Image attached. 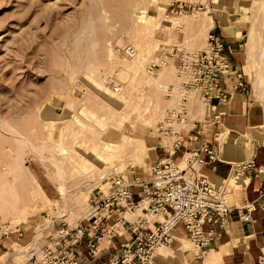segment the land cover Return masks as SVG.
Wrapping results in <instances>:
<instances>
[{
    "label": "rangeland",
    "instance_id": "374dc122",
    "mask_svg": "<svg viewBox=\"0 0 264 264\" xmlns=\"http://www.w3.org/2000/svg\"><path fill=\"white\" fill-rule=\"evenodd\" d=\"M258 10L256 0H0V255L9 250L19 264L40 259L61 225L83 221L90 199L108 194L116 176L147 180L173 134L182 139L209 126L214 111L198 116L192 102L200 97L179 76L172 48L183 44L181 49L186 45L192 53L206 46L205 24L188 20L206 11L237 25L245 51V37L257 24L260 41L252 65L264 66V11ZM146 14L156 18L147 29L138 22ZM172 19L178 21L174 26ZM201 29L202 44L197 39ZM125 46L133 47L138 59L124 56ZM88 62L94 66L92 78L105 86L99 92L86 78ZM242 66L246 101L260 110L257 125L245 129L251 136L263 123L264 87L253 94L255 70L247 64V53ZM217 137L223 142L226 134ZM142 139L152 148L144 163L128 167ZM108 140L116 148L109 157L102 146ZM251 142L259 144L255 137ZM54 162L64 173L65 198ZM10 201L23 211L11 208ZM181 244L185 251L194 250L184 237L170 248Z\"/></svg>",
    "mask_w": 264,
    "mask_h": 264
},
{
    "label": "built area",
    "instance_id": "2783aa9c",
    "mask_svg": "<svg viewBox=\"0 0 264 264\" xmlns=\"http://www.w3.org/2000/svg\"><path fill=\"white\" fill-rule=\"evenodd\" d=\"M121 52L132 57L134 49L125 46ZM228 54L230 49L210 33L202 50L180 52L176 56L179 76L195 89L205 106L223 105L231 99L232 92L246 87L241 73L236 72L237 81L228 90L225 80L232 72ZM171 138L164 149L165 155L152 163L147 180L127 182L116 176L108 194H97L90 199L83 221L72 226L62 224L56 237L41 249L40 259L31 264H82L78 254L83 241L87 258L97 260L98 246L104 236L108 241L109 233L110 240L114 241L124 232H129L131 239L118 243L116 253L106 264H154L157 250L172 246L178 239L175 231L179 227L194 245L198 257H202L214 243V227L225 230L233 210H242L239 219L246 223L255 222L253 213L256 211H260L264 219V194L259 196L260 201L257 199L238 208L226 202L222 185L216 186L202 173L204 166L217 159V152L210 143L204 141L182 151L181 137L173 134ZM179 160L184 167H180ZM251 166V163L232 166L231 173L243 174ZM139 207L140 213L135 214ZM255 264H264V253L257 257Z\"/></svg>",
    "mask_w": 264,
    "mask_h": 264
},
{
    "label": "crops",
    "instance_id": "0c3cea01",
    "mask_svg": "<svg viewBox=\"0 0 264 264\" xmlns=\"http://www.w3.org/2000/svg\"><path fill=\"white\" fill-rule=\"evenodd\" d=\"M229 3H225L228 8ZM220 16V15H219ZM215 17V16H214ZM213 26L207 29L206 33H214L216 37L230 49L228 59L231 63L230 75L226 77V84L228 90H231V85L236 81L235 73H241L243 80L246 82L243 73V61L246 56L245 47L241 40L244 37L242 31L236 24L226 18H212ZM222 21V22H221ZM223 27L231 28V35L223 33ZM239 31L240 36H235V32ZM204 33V32H203ZM183 44L174 45L172 51L176 56L180 52H188L186 45L181 49ZM246 46V45H245ZM185 50V51H184ZM247 84V82H246ZM247 88L232 92L231 99L223 104L216 106L211 123L209 126L198 130L199 135H188L186 138L182 137V146L186 149L197 147L201 142H208L217 152V159L202 168V173L216 185H219L220 180L228 178L231 174V167L237 165H244L251 163L252 166L248 172L243 174L247 182L240 185L238 188H231L229 192L233 195V205L241 208L248 202L257 200L260 201L259 196L264 194V145L257 144L253 147V151H248L247 148L240 147L235 144L237 137L246 132L249 126L257 125V118L259 119L260 110L255 103L246 101ZM243 131V132H241ZM226 134L223 147L225 149L224 158L220 159L218 156L221 148V143L218 135ZM213 137V139H212ZM228 142V143H227ZM233 143V144H232ZM232 144V146H231ZM235 144V145H234ZM226 146V147H225ZM238 146V147H237ZM242 210H233L229 215L228 227L223 230L214 227L216 238L211 245V249L207 254L198 257L195 251H183L180 246H173L167 250L158 251L153 258L154 264H255L257 257L264 253V219L260 211L253 213L254 223H246L239 219V213ZM175 234L178 236L176 243L180 241L183 236L181 227L177 228ZM19 235V234H18ZM185 238V237H184ZM131 239L129 232H124L117 235L114 241H111L108 233V241L104 236L103 241L98 246L97 260L90 261L86 256L85 241L80 246L79 260L82 264H106L111 256L116 253L118 243H125ZM4 241H0V250L4 249ZM8 248H10L8 246ZM3 256V257H2ZM12 252H4L0 255V264H19L15 260ZM173 256V257H172ZM247 256V257H246ZM25 262V261H24ZM26 264V263H23ZM31 264V263H29Z\"/></svg>",
    "mask_w": 264,
    "mask_h": 264
},
{
    "label": "bare ground",
    "instance_id": "6f19581e",
    "mask_svg": "<svg viewBox=\"0 0 264 264\" xmlns=\"http://www.w3.org/2000/svg\"><path fill=\"white\" fill-rule=\"evenodd\" d=\"M213 1V3H216L217 2V0H212ZM150 2V1H149ZM256 2H257V7L259 8V10H261L262 12L264 11V0H256ZM136 3V2H135ZM137 4H138V2H137ZM149 4H151V2L149 3ZM134 5H136V4H134ZM139 5V4H138ZM215 5V4H214ZM221 5V4H220ZM137 6V5H136ZM216 6V5H215ZM214 6V7H215ZM219 6V5H218ZM223 6V5H222ZM135 7V6H134ZM256 7V6H255ZM142 8V7H141ZM136 9H138V8H136ZM159 9V11L160 10H164V7L163 6H160L159 8H157V10ZM155 10V9H154ZM259 10H258V12H259ZM257 11V10H256ZM161 12V11H160ZM263 14V13H262ZM147 15V14H146ZM161 15V14H160ZM257 17V16H256ZM194 18V20L193 21H191L192 23H194L195 22V19H200L205 25H204V27L202 28L203 30H205V29H210V28H212V26H213V21H212V19H211V17L209 16V15H207V13H206V11H204V12H199V13H194L192 16H189L188 17V20L190 19H193ZM156 20V18H155V16H152V15H147L146 17H143V16H141V17H138V22L140 23V24H142V25H144V27H145V25L146 26H148V24L150 25V24H153L154 23V21ZM187 20V19H186ZM185 20V21H186ZM187 20V21H188ZM172 21H173V25L172 26H174L175 24H177V22L178 21H174L173 19H172ZM197 21H199V20H197ZM222 22V21H221ZM253 22H254V20H253ZM263 22V21H262ZM261 22V23H262ZM196 23H198V22H195V24ZM253 24V23H252ZM193 26H196V25H194V24H192ZM154 26V25H153ZM200 26V25H199ZM188 27V26H187ZM260 27H263L262 26V24H261V26ZM138 28H141V27H138ZM199 28V27H198ZM145 29H147L146 27H145ZM200 30V35H198V40H200L201 41V44L203 43V41H204V36H205V34L203 33V30ZM223 33L225 34V35H231V28H225V27H223ZM138 31V30H137ZM258 28H257V24L255 25V24H253L252 25V27H251V29H250V31H249V33L247 34V36L245 37L246 38V43H245V45H246V53H247V64L249 65V67L251 68L252 67V69L254 68V70H255V76H254V78H253V81H252V92H253V94L256 96V95H258L257 93H259V91H263L262 90V87H264V85L262 86V83H263V81H261L263 78H264V66H263V62H261V67H258L257 68V66H256V68L254 67V65H252V61L254 62L255 60H254V58L255 57H253V56H255V48H256V46H255V44H256V42L257 43H259V41H260V35L258 34ZM206 33V32H205ZM235 36H240L241 34H240V32L239 31H236L235 33ZM255 35L257 36V40H255ZM156 41H158L157 39H155ZM187 42V41H186ZM159 43V42H158ZM198 44H200L199 42H197ZM134 49V48H133ZM137 54H136V52L134 51V53H132V57L131 58H133V57H135ZM259 55H261V54H259ZM115 57V55H114V52H112L111 53V55H110V58H114ZM138 57V55L136 56V58ZM259 57V56H258ZM257 57V58H258ZM120 58V57H119ZM136 58H134V62L136 63V61H135V59ZM253 58V59H252ZM138 59V58H137ZM258 61V60H257ZM260 61H262V60H260ZM130 62H132V61H130ZM112 63V62H111ZM257 63V62H256ZM258 63H260V62H258ZM121 65H122V63H121ZM259 66H260V64H258ZM84 70L85 71H87L88 73H89V75H86V78L91 82L90 84H92L91 85V87H93L95 90H97V92H99V90H101V88H105V86H104V84L103 83H97V81H95L93 78H92V72H93V70H94V66H92V63L91 62H88L87 63V66H86V68H84ZM123 71V70H122ZM122 71L120 70L119 72H120V74L122 73ZM125 71H126V69H125ZM119 72H118V74H119ZM122 75V74H121ZM123 75H125V72H124V74ZM120 76V75H119ZM262 76H263V78H262ZM80 80V79H79ZM88 81V82H89ZM79 86V85H78ZM81 86V85H80ZM79 86V87H80ZM84 91H85V94L88 92L87 90H89V89H83ZM167 90V89H166ZM191 91H193L192 92V94L193 95H196V91H194V90H191ZM264 94V92H260V94L261 95H263ZM91 94H93L92 92H90V90H89V93L88 94H86V95H89V97H90V95ZM86 97V102H87V99H88V97L87 96H85ZM263 97H264V95H263ZM262 98V97H261ZM260 99V98H259ZM262 100V99H261ZM263 101V100H262ZM194 103H196L195 104V108H196V111L198 112H196L195 110V112L197 113V114H200V115H198V116H205L206 115V113H208V112H211V111H213V109L215 110V108L214 107H212V106H205V105H203L199 100H196V102H192V104H194ZM264 105V104H263ZM194 106V105H193ZM194 109V108H193ZM49 111V110H48ZM191 111H193V110H191ZM194 111H193V113H194ZM76 114V113H75ZM193 115V114H192ZM195 115V114H194ZM263 123L261 124V125H259L257 128H254L255 130H253V132H251V136H249V134L248 133H241L238 137H237V139L235 140V144L236 145H241V146H245L246 148H247V150L248 151H253V147H254V145H253V143L251 142V137L252 138H256L257 139V141L259 142V144H261V145H264V108H263ZM79 116V115H78ZM203 117H201V118H203ZM194 118H196V117H194ZM74 120V119H73ZM79 121V120H78ZM75 122V121H74ZM73 123V122H72ZM184 124V123H183ZM186 126H187V124H186ZM186 126H184V127H186ZM249 131V130H248ZM135 132V131H134ZM133 132V133H134ZM242 132V131H241ZM132 133V134H133ZM73 134V133H72ZM72 134H71V136H72ZM141 134V133H140ZM134 135V134H133ZM137 135V134H136ZM142 135H143V133H142ZM140 136V135H139ZM220 136H224V134L222 133ZM74 137V136H73ZM227 138V137H226ZM254 140V139H253ZM254 142V141H253ZM107 143V142H106ZM137 143V142H136ZM168 143V142H167ZM220 143H221V148H220V152H219V158L220 159H223L224 158V154H225V149H224V147H223V143H222V141H220ZM228 143V142H227ZM233 144V143H232ZM232 144H231V146H232ZM234 144V145H235ZM256 144V143H255ZM113 145V144H112ZM111 145V141H109L108 140V143L107 144H104V145H102L103 146V150L104 151H107L108 152V157L109 156H112L113 155V153L115 152V147L114 146H112ZM77 146V145H76ZM101 146V147H102ZM226 147V146H225ZM238 147V146H237ZM151 148L152 147H149V146H146L145 144H144V141H143V139H142V141H138V143L136 144V147H135V149L133 150V151H131L132 152V160H131V162L128 164V167H133V166H135V165H139V164H142V163H144L143 161L145 160V157L147 156V154H148V151L149 150H151ZM102 151V150H101ZM67 152V151H66ZM69 159V158H68ZM55 160H57V158H55ZM179 161H181V160H179ZM53 163V162H52ZM55 164V168H56V181L58 182L57 184H58V189H59V192H60V194L63 196V198H65L66 197V195H65V189H64V186H65V178H64V173L62 172L63 170H62V167L60 166V164L59 163H57V162H54ZM184 163H183V161H181L180 162V167H182V165H183ZM237 165V164H236ZM151 167V166H150ZM125 169L126 170H128L127 169V167H125ZM144 170V169H143ZM13 171V170H12ZM23 181V180H22ZM247 182V179H246V177H244L243 175H236V174H233V173H231L229 176H228V178H226V179H224V180H220V183H221V185H222V189H226V188H238L240 185H243V184H245ZM30 185V184H29ZM26 186V185H25ZM42 191V190H41ZM0 192H1V190H0ZM36 192V191H35ZM67 192V191H66ZM31 194H33L32 192H31ZM39 194V193H38ZM34 195V194H33ZM32 196V195H31ZM65 196V197H64ZM225 199H227L228 201H232L231 203H233V195H232V193L231 192H225ZM77 200V199H76ZM11 202V201H10ZM77 202H75V204H76ZM79 203V202H78ZM9 204V203H8ZM29 204H30V202H29ZM28 204V205H29ZM34 205V204H33ZM10 206H11V208H14V209H16L17 211L19 210V211H23V208H20L19 207V205H17V203L15 202V201H13V202H11V204H10ZM140 206H142V204H140ZM24 207V206H23ZM30 207H31V205H30ZM34 208V207H33ZM13 209V210H14ZM25 209H26V207H25ZM32 209V208H31ZM7 210H3L2 211V213L4 214L5 212H6ZM7 213V212H6ZM24 213V212H23ZM134 213H136V214H139L140 213V207L139 208H137L136 210H135V212ZM18 214V213H17ZM24 215H25V213H24ZM18 216V215H17ZM17 221V220H16ZM187 243V242H186ZM183 245H185L184 244V242H183ZM182 244H181V246H180V248L181 249H183V251H185V247L186 246H183ZM188 246H189V244H188ZM167 249H169L170 250V248H168V247H160L158 250H157V252L158 251H161V250H167ZM187 249H188V247H187ZM186 249V250H187ZM192 250V249H191ZM157 252H156V254H157ZM155 254V255H156ZM154 255V256H155ZM173 257V256H172ZM247 257V256H246Z\"/></svg>",
    "mask_w": 264,
    "mask_h": 264
}]
</instances>
